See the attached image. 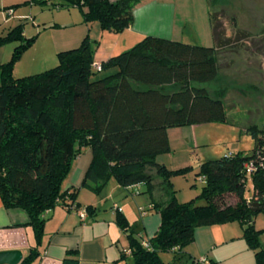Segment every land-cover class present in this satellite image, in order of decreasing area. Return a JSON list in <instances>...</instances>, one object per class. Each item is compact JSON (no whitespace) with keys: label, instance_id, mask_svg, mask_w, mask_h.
Segmentation results:
<instances>
[{"label":"trees","instance_id":"16d2710c","mask_svg":"<svg viewBox=\"0 0 264 264\" xmlns=\"http://www.w3.org/2000/svg\"><path fill=\"white\" fill-rule=\"evenodd\" d=\"M47 1L58 9H79L88 28L97 25L119 34L131 26L132 12L143 0ZM47 1L37 0L41 6ZM209 21L211 46L146 36L94 69L87 35L77 48L58 53L56 67L20 78L12 76V68L36 37H23L20 24L0 38V44L17 42L10 60L0 66V201L5 209L26 213L36 246L45 213L66 200L78 208L76 192L61 186L72 161L88 148L83 188L97 195L113 179L131 196L146 195L150 210L159 215L146 249L116 211L114 222L126 235L133 264H165L159 254L167 252L172 254L169 264H175L193 242L196 227L230 222L241 225L253 264H264L259 240L264 230L253 227L254 218L264 213V128L246 129L253 140L248 155L199 162L201 193L185 203L176 201L171 178L187 168L170 170L156 160L170 153L168 130L227 121L224 104L195 85L213 81L218 71L214 40L220 35L216 19L210 15ZM167 86L177 89L165 92ZM247 166L252 167L249 176ZM247 177L253 190L249 202ZM252 202L259 205L256 213L248 208ZM84 211L95 214L92 206ZM36 246L20 264L35 259Z\"/></svg>","mask_w":264,"mask_h":264},{"label":"crops","instance_id":"0c3cea01","mask_svg":"<svg viewBox=\"0 0 264 264\" xmlns=\"http://www.w3.org/2000/svg\"><path fill=\"white\" fill-rule=\"evenodd\" d=\"M53 2L47 1L44 6H41L37 0H0V38L27 21L39 27L42 20L41 16L37 15L36 8L47 9ZM132 16L133 21L127 31L138 33L142 39L146 36H156L202 46L213 44L210 12L206 0H143L134 8ZM65 25L70 26V24ZM92 28L94 25L88 28V36ZM39 29L35 32L37 36L34 45L26 50L20 60L14 64L11 72L14 78L20 77L16 75L17 68L41 40L43 32L41 33ZM22 31L23 37H33V33L27 34L25 26ZM99 34L102 36L103 32L98 28L97 35ZM185 38L189 40H184ZM204 41L207 42L202 44ZM15 46L11 42L0 44V66L10 60ZM74 48L70 47L66 50ZM66 50L62 48L59 52ZM114 55L117 54H106L102 56V59L94 60V63L100 64ZM33 62L35 63L36 59ZM192 127H186L183 130H189ZM170 131L167 132L169 144ZM90 159V151L81 152L72 161L69 173L61 186L62 191L76 192L74 203L79 205L78 208L66 207V204L71 203L66 200L45 213L43 233L37 246L26 213L20 209H5L0 201V251H20L23 260L36 246L37 256L30 264H64V262L65 264H133L126 235L114 222L116 209L120 210L119 212L129 224L131 211L137 208L140 214L141 230L146 239H141L142 234L137 229L136 231L133 227L130 229L142 243H146L156 232L160 221L159 215L150 210V202L146 195L131 196L114 181L107 183V185L110 184L111 189H108L106 185L97 195L83 188L82 181ZM191 159L189 156V160ZM156 160L167 165L162 155ZM137 190L140 191L141 188H133V191ZM126 195H129L135 204L132 201L133 203L126 205L128 198L125 197ZM119 198L123 201H119ZM246 200L250 201L249 198ZM85 206H92L95 214L88 215L84 211ZM80 211L85 213L83 218L80 217ZM203 257L209 264L254 263L253 253L242 238V227L237 222L196 227L193 232V242L183 250L181 261L175 264H196V261Z\"/></svg>","mask_w":264,"mask_h":264},{"label":"rangeland","instance_id":"374dc122","mask_svg":"<svg viewBox=\"0 0 264 264\" xmlns=\"http://www.w3.org/2000/svg\"><path fill=\"white\" fill-rule=\"evenodd\" d=\"M206 4L210 15L216 19L215 28L220 35L219 40H214L218 71L213 81L195 85L205 88L212 98L219 99L224 104L227 121L193 126L189 130L170 129V153L162 155L165 157L166 167L172 170L187 168L171 178L174 196L179 203L188 202L201 193L203 182L196 176L199 162L217 160L229 154L248 155L253 148V140L246 129L252 125L264 128V0H206ZM35 11L41 16V25L36 27V24L33 26L31 21H27L22 27L25 26L27 34L33 33L32 36L35 37L38 28L43 33L37 46L17 68L16 75L20 77L39 74L56 67L59 50L77 48L87 36L88 26L83 23L79 9H57L50 6L43 10L36 8ZM97 27L94 25L88 36L93 63L106 54L129 50L142 39L138 33L128 32L127 29L119 34L102 31L103 35L100 36L97 35ZM30 38L31 36L27 37ZM11 43L17 45V42ZM31 59H36V62ZM134 86L145 89V86L139 84ZM176 89L177 86L163 88L165 92ZM89 151L88 148H83L81 152ZM107 188L111 189L110 184ZM252 193V183L247 177L245 198L251 199ZM125 197H128L127 202L124 200L126 205L132 201L135 204L129 195ZM119 201L123 200L119 198ZM227 201L232 202L230 199ZM139 215L137 208L131 211L129 225L141 232V239L144 240L146 236L141 230ZM253 227L258 231L264 230V213L254 218ZM259 240L264 248V233L259 236ZM159 258L163 263L169 264L172 254L160 253Z\"/></svg>","mask_w":264,"mask_h":264},{"label":"water","instance_id":"95a60500","mask_svg":"<svg viewBox=\"0 0 264 264\" xmlns=\"http://www.w3.org/2000/svg\"><path fill=\"white\" fill-rule=\"evenodd\" d=\"M248 208L252 213L259 211V205L255 202L249 203ZM21 262L22 253L20 251H0V264H20Z\"/></svg>","mask_w":264,"mask_h":264},{"label":"built area","instance_id":"2783aa9c","mask_svg":"<svg viewBox=\"0 0 264 264\" xmlns=\"http://www.w3.org/2000/svg\"><path fill=\"white\" fill-rule=\"evenodd\" d=\"M99 64H95V63H93V68L94 69H99ZM252 171V167L251 166H247V169H246V174L249 176V174H250V172ZM69 208H74L71 204H70V206H69ZM116 211H120L119 209H116ZM84 211H80V217H84ZM142 245H143V247L144 248H146V249H148L149 248V245H148V243H142ZM196 264H209V262H208V260L206 259V258H200V259H198L197 261H196Z\"/></svg>","mask_w":264,"mask_h":264}]
</instances>
